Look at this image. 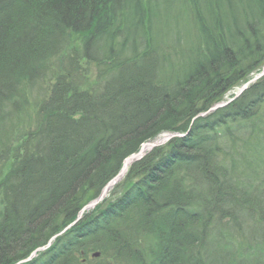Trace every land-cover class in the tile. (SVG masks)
<instances>
[{
    "label": "trees",
    "instance_id": "16d2710c",
    "mask_svg": "<svg viewBox=\"0 0 264 264\" xmlns=\"http://www.w3.org/2000/svg\"><path fill=\"white\" fill-rule=\"evenodd\" d=\"M118 1L0 0V188L6 206L0 264H16L48 244L143 142L164 131L186 132L198 113L249 80L251 61L256 71L264 66V0H245L241 11L234 0H170L166 28L148 16L156 2L135 0L145 17L125 6L132 0H122V8ZM69 32L83 36L82 58L97 66L95 78L87 83L85 77V89L78 86L80 67L65 51L71 48L65 40ZM183 41L182 49L177 47ZM49 74L56 78L50 100L37 99ZM121 74L134 75L126 91L134 94L136 110L122 111L126 116L96 99V91ZM261 103L264 78L240 101L197 119L185 138L134 162L111 196L27 264H99L90 257L95 251L127 254L130 264H213L206 251L220 219L222 229L227 222L234 232L229 236L234 261L264 264L257 252L264 246L261 188H248L253 181L245 171L238 180L243 188L204 176L216 169L227 178L231 160L262 157L242 140L244 132L254 137L257 131L251 118L263 120ZM72 120L80 122L77 130L66 125ZM244 121L252 125L245 127ZM19 140L22 145L13 147ZM170 189L167 203H160L156 196ZM221 200L227 206L214 219ZM245 219L256 222L262 237L255 226L243 227Z\"/></svg>",
    "mask_w": 264,
    "mask_h": 264
},
{
    "label": "rangeland",
    "instance_id": "374dc122",
    "mask_svg": "<svg viewBox=\"0 0 264 264\" xmlns=\"http://www.w3.org/2000/svg\"><path fill=\"white\" fill-rule=\"evenodd\" d=\"M145 1L146 0H143V3H145ZM171 1H174V0H171ZM246 1L250 3V0H246ZM152 2H156L157 4H159V6L157 8H153V7L150 6V12H149L148 16H152V23L154 22L158 27L166 28L167 27L166 23L168 21V15H169V11L167 10L166 4L169 3L170 0H152ZM134 3H135V0H132V2L130 4L129 3H127V4L125 3V6L126 5L130 6V9H132L137 16L148 17L145 9L142 8L140 10V12H139L138 10H136ZM122 4H123L122 0H119L118 1V5L121 8L123 7ZM235 9H236V1H235ZM130 16L133 17L132 15H130ZM130 21H133V19H130ZM68 35H69L68 38L65 39L69 43L68 46L71 47V51H70L71 54H69L68 56H71L70 58L72 60L75 59V61L77 60V58L78 59L81 58V59H79V62L76 61L77 62L76 66L80 67L79 71H81V70L85 71V66L83 65V61L84 60L82 58L83 52H84L83 48H82V46H83V36L81 34H76L75 32H73V34H70V32H69ZM183 43H184V41L180 45H177V47L182 49ZM74 47L76 48V51L72 50V48H74ZM87 67H88V69H90L89 70L90 73L88 75H92L93 74L92 65L91 66H87ZM96 68H97V66L95 64V66H94V72L95 73H97L96 72ZM59 69H63V67L59 68ZM93 78H95V77H93ZM55 81H56V78L54 76L52 77L51 74H49L48 77L43 78V80L41 81L42 85L44 86L43 93H40L41 97L38 95L37 99L40 98L41 100H44L43 99V97H44L43 95H45L47 100H50L49 97H50L51 93L53 92L52 90H53ZM30 102L33 103V102H36V101H35V99L31 98ZM262 111H264V106H263ZM253 119H257L256 115L253 117ZM191 122H192V120H191ZM175 139H178V137L175 136ZM151 142L154 143L155 141L153 142L151 140ZM22 143H23V140L16 141V142L13 143V147H17L19 145H22ZM165 146L167 147L168 145H163V146L159 145V146H155V147L165 148ZM147 151L151 152L150 149L147 150ZM245 159L246 158L243 159L242 156L241 157L239 156V157H237V160H231V162H229V166L227 167L228 171L225 172L229 176H227V178H225V176L220 177V179L222 178L221 179L222 186L227 187V186L232 185V183L234 182L235 185H238L241 188H243V185H240L238 180L241 179V174L240 173L245 171V174H247V178L252 179V181H253L252 185L256 186V187H254V186L250 185L251 184V182H250V184H249L250 186L248 188L254 190V189H257L258 187H260L261 189L259 191H257V193H258V195L264 197V154L262 155V157H257V155L256 156H252V158L249 161L247 159L246 160ZM13 161H14V159H10L9 164L3 170V174L8 172V170H9L10 166L12 165ZM251 164H253L252 167H250ZM209 168H210V166H209ZM0 172H1V169H0ZM211 174H213V175H215L217 177L216 173H212L211 172ZM243 178H242V182L245 183L243 181ZM250 189H248V190H250ZM252 190H250V191L253 192ZM215 191H216V189L211 190L210 194L214 195ZM170 192H171V189L167 193L163 192L162 194H158L156 196V199L159 200L160 203L165 204V203H167V201L165 199L169 198V196H167V194H169ZM257 193L254 192L252 195H256ZM160 197H162V198H160ZM221 198H218V200L221 199ZM103 199H105V198H103ZM4 202L5 201L3 200L2 189L0 188V222L3 220L2 215L5 213V209H6V206H5ZM100 203H101V201H100ZM225 206H227V205H225V202L223 200H221L219 205L217 206L218 211H215V215L216 216L213 217L214 219L218 218L217 214L222 210V208H226ZM96 207H94L93 209H95ZM195 207H196V205H195ZM213 209H215V208H213ZM81 210L79 211V213L81 212ZM251 219H250V221H249V219H245V222L247 220H248V222L244 223V225H243L244 228L246 227L245 225H247V224H250L251 226H255L256 222H254L253 220L251 221ZM223 223H224L223 219L222 220L220 219V226L218 228L219 230L218 231L216 230V231L212 232V234H211L212 235L211 236V241L212 242L207 247V251L206 252L207 253L209 252V254H210L209 256L212 257L211 258L212 261L215 262L213 264H244L240 259H237V258H235V261H234L233 254H231V252L233 250H231L230 247H229L230 243H231V240L233 239V237L229 238V236L232 235L234 232H232V227L227 228V222L225 223V228L222 229L221 227L223 226ZM255 228H257V230L259 231L258 232L259 233L258 236L262 237L261 228H259L258 225H256ZM194 231H195L194 230V226L190 225V227H188V233H190V232L193 233ZM226 231L229 232V235H228V233H226ZM224 245L228 246L227 247L228 250H225V252H223V250H222ZM144 246H146V245L144 244ZM257 252H258V255L261 258L264 259V246L262 248H259L257 250ZM91 255H90V257H91ZM114 255L115 254L112 253L109 256L106 255V254H105V256L102 255V258H100V257H94V258L91 257V258H92V261H94V259H98L99 258L97 260L99 262V264H130L129 263L130 261H129V258H128L127 254H120L121 256L118 255V259L115 258ZM86 259H83V261H86ZM115 259H116V261H115ZM246 264H248V263H246Z\"/></svg>",
    "mask_w": 264,
    "mask_h": 264
},
{
    "label": "bare ground",
    "instance_id": "6f19581e",
    "mask_svg": "<svg viewBox=\"0 0 264 264\" xmlns=\"http://www.w3.org/2000/svg\"><path fill=\"white\" fill-rule=\"evenodd\" d=\"M236 1V11H241V10H243L244 8H241V6H242V3H244V5H245V0H235ZM246 6H247V2H246ZM241 42H243L244 43V41H243V39L241 40ZM66 50V52L68 53L67 55H69V54H71V48H69V47H66L65 48ZM72 50L73 51H76V48L74 47V48H72ZM57 52V54L58 55H60L57 59H58V61H62L63 60V56L64 55H62L61 54V52L59 51V50H57L56 51ZM71 56H69V61L71 60V61H75V59L74 60H72L71 58H70ZM62 59V60H61ZM77 62H79V59L77 58V60H76ZM75 61V62H76ZM86 62V63H85ZM85 63V64H84ZM255 63L253 62V61H251V65H252V67H250V70H254L253 72H251L250 74H249V80L247 81V82H245V83H242V84H240V85H238L237 87H234L232 90H230V91H228V92H226L225 93V96L222 98L223 100L222 101H219V102H217V104H214L213 106H211L210 108H207V110H205V111H203V112H200V113H198L196 116H195V118L197 117V118H206L207 116H209V115H212V114H214V113H216V112H218V109H221V108H227L228 106H230L231 104H234L235 102H237V101H240V99H241V97H244V95H245V93H246V91H248L249 90V88H251V86H253V85H255L256 83H258V82H260V80H262L263 78H264V66L262 67V69L260 70L259 69V71H256L255 70V65H254ZM83 65L85 66V71H83V70H81V71H79L78 73H79V75L82 77V79L81 78H79L78 77V80L77 81H79L81 84H83V85H78L80 88H82V89H85V87H82V86H86V83H85V77L87 76L88 78H87V80H86V82L87 83H89L90 82V79H92L93 77H94V74H95V72H94V66H95V62L94 61H90L88 58H85V60L83 61ZM92 65V70H93V74L92 75H88L90 72H89V70L90 69H88V67L87 66H91ZM51 66H52V64H51ZM122 67V66H121ZM131 76H133V77H131ZM111 77V75L109 76V78ZM112 79H113V83H111V84H109L107 87H101L99 90H97L96 91V94H98V96H97V100H99V102L101 103V104H106V105H104V107H107V108H109V106H110V108H111V110L113 109V110H115V111H117L116 113L118 114V115H120V116H122V115H125L126 116V114H123L122 113V111H126V110H129V114H131V113H133V112H135V110H136V105H134V103H132V97H133V95H129V92L128 91H126L127 89H129V87H127L126 86V81H128V83H127V85L130 83L129 81L131 80V79H134V75L133 74H127V75H123V74H121L119 77L118 76H112ZM105 86V85H104ZM139 87V85L138 86H135V87H133V89H137ZM106 91V95H104V94H102V93H104ZM112 99V100H111ZM122 104H125L126 105V108L125 109H119V107L122 105ZM222 104H224L223 106H220V107H218L217 108V105H222ZM261 105H262V109H263V106H264V103H261ZM63 108L64 110H67L68 112L69 111H72V110H74V107L72 106H66V107H64L63 105H61L60 104V106H59V108ZM116 108H117V110H116ZM262 116H263V120L261 119H258V117H257V119H253L252 118V122L253 123H255L256 125V132H255V135H254V137H253V134H252V132L250 133V132H244L243 134H242V140H243V142H246L247 144H248V146L250 147V148H248L249 150H250V153H251V149L253 148V151H252V153L251 154H253V153H255L254 155H256L257 154V152H259V153H262V155L264 154V111H263V114H262ZM133 117L134 116H130V115H128L127 116V118H128V120H131V119H133ZM46 120V119H45ZM45 120L44 121H42L43 123L45 122ZM256 121V122H255ZM48 122H49V124L50 123H53V119H48ZM196 122H191V124H190V127L188 128V130H186V132H179V131H175V132H173V131H164V132H161V133H159V134H157L158 136H156L152 141L154 142H157L158 140L161 142V144L160 145H166L167 143H172V142H175V140H177V139H175V137L173 136V135H175V134H181L180 136H176V137H178V138H185L188 134H189V132H190V130H191V128L194 126V124H195ZM244 123H245V127H246V125H248V126H251L252 125V123L250 124V122H248V121H244ZM77 124H80V122H75L74 120H72V121H70V122H68V123H66V125L68 126V127H75ZM171 127H173V125H170ZM77 128H78V125L76 126V130H77ZM80 129V128H79ZM245 129V128H244ZM247 129V128H246ZM59 135H61V134H59ZM175 139V140H174ZM149 144V143H152L151 142V140L149 141H145V142H143V144L141 145V148L139 149V151H137V152H133V154L134 153H139L142 149H143V145H145V144ZM222 143H224V145L226 146V147H228V148H232L231 146H229L225 141L224 142H222ZM154 148H156V147H154ZM154 148H151L150 149V151H153L154 150ZM148 152V151H147ZM133 154H131V155H129L128 157H126L125 158V160L126 159H128V158H130L131 156H133ZM259 155H261V154H259ZM144 156H142V158H143ZM142 158H140V159H138V160H141ZM125 160L123 161V164H122V167H123V165H124V162H125ZM138 160H135V161H133V163L134 162H136V161H138ZM133 163L132 164H130L129 166H128V170L125 172V174L123 175V177L121 178V179H119V181L117 182V183H115L113 186H112V188L109 190V191H107V193H106V197L105 198H107L108 196H111V194H112V190H113V188L117 185V184H119V183H121L122 181H123V178H124V176L127 174V172L129 171V167L131 166V165H133ZM122 167H121V170H120V172L122 171ZM201 167V166H200ZM198 169H200L201 171H203V170H205V169H202V168H198ZM199 170V171H200ZM200 171V172H201ZM119 172V173H120ZM190 172L191 173H194L195 172V169L194 168H192L191 170H190ZM118 173V174H119ZM212 173H216L217 174V177L215 176V175H213V174H211V173H209V174H204V176H205V179L207 180V181H211V180H214V179H216V180H220L219 178L222 176L219 172H217V170L216 169H213L212 170ZM117 174V175H118ZM203 174V173H202ZM117 175H115L113 178H115ZM183 177H184V179H186L187 177H185L184 175H183ZM112 178V179H113ZM110 182H112V180L110 181ZM109 182V183H110ZM108 183V184H109ZM107 184V185H108ZM106 185V186H107ZM105 186V187H106ZM104 187V188H105ZM103 188V189H104ZM102 189V190H103ZM103 192V191H102ZM100 195H102V193L100 194ZM99 195V196H100ZM98 196V197H99ZM97 197V198H98ZM96 198V199H97ZM95 200V199H94ZM104 200V199H103ZM102 200V201H103ZM91 201H93V200H91ZM102 201H101V203H102ZM101 203H99V204H101ZM89 204H91V202H89L87 205H85L84 207H86V206H88ZM98 204V205H99ZM98 205H96V206H98ZM95 206V207H96ZM94 208V207H93ZM92 208V209H93ZM91 209V210H92ZM91 210H88V211H85L83 214V216L79 219V217H80V213H78V216H77V218L75 219V220H73V221H71V224H68V226L65 228V229H67V228H69V229H71L72 227H74L76 224H78L79 222H81V220L83 219V217L85 216V213L86 212H89V211H91ZM78 220V221H77ZM73 222H76V224H72ZM64 229V230H65ZM68 229V230H69ZM63 230V231H64ZM68 230H66V231H68ZM54 236L55 235H53V236H51L52 238L51 239H53L54 238ZM55 239H57V238H55ZM41 247H45V245H41V246H39V247H37L36 249H34L33 251H31L30 253H29V255L27 256V258L26 259H22L21 261H18V263H16V264H27V263H29V261H31V260H33L34 258H36L38 255H40V252H44V251H47L48 249H49V247H47L46 249H44V250H41V251H39V252H37ZM96 252H98L99 253V256H94V253H96ZM84 253V252H83ZM82 253V254H83ZM92 255H91V257L92 258H94V257H102V253L100 252V251H95ZM106 255H110V253H105ZM105 254H104V256H105ZM115 256V258H117L118 259V255H114ZM27 259H31V260H29L28 262L26 261ZM23 261V262H22ZM115 261H116V259H115ZM85 262V261H84ZM139 264V263H138Z\"/></svg>",
    "mask_w": 264,
    "mask_h": 264
},
{
    "label": "water",
    "instance_id": "95a60500",
    "mask_svg": "<svg viewBox=\"0 0 264 264\" xmlns=\"http://www.w3.org/2000/svg\"><path fill=\"white\" fill-rule=\"evenodd\" d=\"M223 105H224V104H222V105H217V108L220 107V106H223ZM180 135H181V134H175V135H173V136L175 137V136H180ZM160 144H161L160 141H157V142H154V143H149V144L147 143V144L143 145V149H142L139 153H134L133 156H131L130 158L126 159L125 162H124V165H123V167H122V171H121V172H120L115 178H113V179H112V182H110V183H109V184H108V185L102 190V191H103V192H102V195H100L97 199L91 201V204H89L88 206L84 207V208L81 210L79 219L83 216V213H84L85 211L91 210L93 207H95L96 205H98V203H100V201H102L103 198L106 197V193H107V191H109V190L112 188V186H113L115 183H117V182L119 181V179H121V178L123 177V175L125 174V172L128 170V166H129L130 164H132L133 161L142 158V156H144V154H146L147 150H149V149H151V148H154L155 146H159ZM77 221H78V220H77ZM72 224L74 225V224H76V222H73ZM68 229H69V228L65 229L64 231H66V230H68ZM57 237H58V235L54 236V238L50 240V242H49V244H48L47 246H45V247H41L37 252H39V251H41V250H44V249H46L47 247H49L50 244H51V242H52L55 238H57ZM94 256H99V253H98V252L94 253ZM29 260H31V259H27L26 261L28 262ZM22 262H23V261H22Z\"/></svg>",
    "mask_w": 264,
    "mask_h": 264
}]
</instances>
